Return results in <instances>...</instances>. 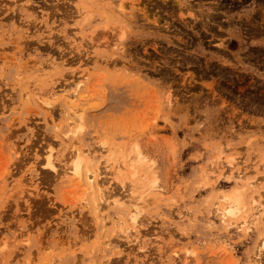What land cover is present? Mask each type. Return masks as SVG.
<instances>
[{"label":"rangeland","instance_id":"rangeland-1","mask_svg":"<svg viewBox=\"0 0 264 264\" xmlns=\"http://www.w3.org/2000/svg\"><path fill=\"white\" fill-rule=\"evenodd\" d=\"M124 2L0 0V264H264V0Z\"/></svg>","mask_w":264,"mask_h":264},{"label":"bare ground","instance_id":"bare-ground-1","mask_svg":"<svg viewBox=\"0 0 264 264\" xmlns=\"http://www.w3.org/2000/svg\"><path fill=\"white\" fill-rule=\"evenodd\" d=\"M117 6H118V9H119V11H121L122 13H124L125 12V2H124V0H117ZM116 9V8H115ZM117 10V9H116ZM119 14V13H118ZM125 17V16H124ZM78 96V94H77V91H75V92H73V94H72V96L71 97H77ZM74 98V99H75ZM73 99V100H74ZM50 159H51V157H50ZM49 159V164L53 167V165H52V163H51V160ZM73 173H74V176L76 177H80L79 176V166H76V168L74 169V171H73ZM86 178H87V180L89 181V180H91V178H89L88 176H86ZM94 178V177H93ZM81 179V178H80ZM99 187V186H98ZM105 201V200H104ZM105 203V202H104ZM225 211H226V209H225V204H224V208H223ZM250 218H252V216L250 217ZM254 221H255V219H251L250 221L248 220V221H246V224H254Z\"/></svg>","mask_w":264,"mask_h":264}]
</instances>
